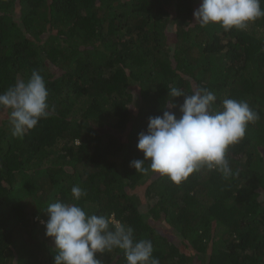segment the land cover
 I'll return each mask as SVG.
<instances>
[{
	"label": "trees",
	"instance_id": "obj_1",
	"mask_svg": "<svg viewBox=\"0 0 264 264\" xmlns=\"http://www.w3.org/2000/svg\"><path fill=\"white\" fill-rule=\"evenodd\" d=\"M200 3L0 0V93L38 70L55 109L23 137L0 109V264H54L44 209L57 200L131 226L160 264H264V18L201 27ZM172 87H206L217 110L232 98L259 114L228 148L236 175L202 168L176 184L130 166L150 116L180 117ZM74 185L87 192L78 201ZM95 258L127 264L120 249Z\"/></svg>",
	"mask_w": 264,
	"mask_h": 264
},
{
	"label": "clouds",
	"instance_id": "obj_2",
	"mask_svg": "<svg viewBox=\"0 0 264 264\" xmlns=\"http://www.w3.org/2000/svg\"><path fill=\"white\" fill-rule=\"evenodd\" d=\"M193 17L201 27L218 23L225 31L245 29L250 22L264 18V8L261 0H201ZM168 95L184 97L180 117L170 110L150 116L146 132L138 133L137 149L143 159L131 161L130 166L136 172L167 176L176 184L202 168L220 173L225 180L236 175L227 159L228 148L244 138L247 126L256 123L259 114L247 101L232 98H224L217 110L216 94L206 87L195 88L191 95L172 87ZM48 96L45 79L38 70L0 93V109L8 110L13 137H23L41 119L54 114ZM175 107L170 100L168 108ZM146 161L148 168L144 167ZM70 191L75 201L87 195L79 185ZM44 211L48 216L45 235L53 239L57 250L54 264H102L95 254L113 249L123 251L127 264H160L153 256L152 241L136 240L134 229L113 215L88 214L78 204L60 200L49 203Z\"/></svg>",
	"mask_w": 264,
	"mask_h": 264
},
{
	"label": "rangeland",
	"instance_id": "obj_3",
	"mask_svg": "<svg viewBox=\"0 0 264 264\" xmlns=\"http://www.w3.org/2000/svg\"><path fill=\"white\" fill-rule=\"evenodd\" d=\"M138 196H141V194H137Z\"/></svg>",
	"mask_w": 264,
	"mask_h": 264
}]
</instances>
